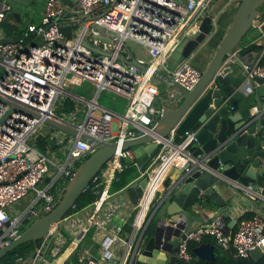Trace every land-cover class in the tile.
Instances as JSON below:
<instances>
[{
	"label": "built area",
	"instance_id": "built-area-1",
	"mask_svg": "<svg viewBox=\"0 0 264 264\" xmlns=\"http://www.w3.org/2000/svg\"><path fill=\"white\" fill-rule=\"evenodd\" d=\"M12 1L0 0V21L9 18ZM210 2L77 0L69 6L61 0H45L40 21L27 23L18 33L17 40L3 41L5 34L0 30V247L16 238L28 220L40 215L44 208L53 206L80 162L101 145L112 141L117 143V148L86 186L93 195L91 201L83 207L76 203L71 206L59 221L63 228L44 251L58 222L52 224L34 244L35 255L30 264L34 260H37L36 264H65L66 261L69 264H138V256L144 249L142 239L156 207L157 193L170 169L211 171L250 198L262 199L264 208V195L259 188L221 174L191 153L188 146L195 140L194 130L185 131L184 138L174 141L177 123L174 124L166 135L154 140L159 148L147 159L146 165L136 160L132 148H122L126 139L152 133L161 111L155 104L159 93L155 76L166 82L167 92L171 88L191 90L199 81L203 70L189 58H181L173 66L168 65V59L183 39L197 34ZM73 20L81 22V27L76 34L72 32L67 36L61 26ZM263 22L264 8L252 20V29L257 31L258 37L264 36ZM127 39L146 49L147 59L135 56L145 69L118 58L119 54L126 59L134 56L125 47ZM84 41L99 50H93ZM263 57L264 41L252 59L241 60L244 76L241 88L247 93L253 91L248 83L257 76H264ZM235 58L239 59L236 50L227 54L205 88L210 84L221 85ZM160 70L165 75L159 74ZM78 80L88 84V94L73 90ZM103 90L113 97L126 99L122 111L99 102ZM224 101L234 109L230 95L225 96ZM12 102L37 115L11 110ZM80 109H83L81 118L78 116ZM250 110L259 112L257 105ZM46 118L72 127L75 133L47 123ZM114 121L115 130L112 129ZM43 136L46 142L40 148L37 142ZM48 139L53 140L54 146ZM50 147L63 151L64 159L57 160L54 149L51 155ZM131 165L138 174L124 186L112 190L120 173ZM143 177L146 183L136 202L118 197L133 181ZM30 192L35 196L29 206L12 214L9 206ZM39 205H42L41 211ZM121 206H128L133 211L127 230L123 227V217L121 222L112 221ZM89 231L101 233L97 243L88 237ZM205 236H212L229 252L233 261L248 258L256 247L264 253V212L242 216L233 232L227 231L220 221H213L209 226H196L180 238L178 257L184 262L192 260L195 254L190 243L203 242ZM48 256L54 257L50 260ZM24 260V255L15 258L20 264Z\"/></svg>",
	"mask_w": 264,
	"mask_h": 264
},
{
	"label": "water",
	"instance_id": "water-1",
	"mask_svg": "<svg viewBox=\"0 0 264 264\" xmlns=\"http://www.w3.org/2000/svg\"><path fill=\"white\" fill-rule=\"evenodd\" d=\"M76 1L61 0L63 4L69 6ZM214 1L211 0L209 3L197 34L192 38L183 39L168 59V65L173 66L178 59L191 57L195 52L204 48L207 40L216 33L219 27L222 9L231 2H236L237 6L228 28L203 68L199 81L191 90L176 88L172 93H168L160 102L161 111L152 128V133L148 132L126 139L122 148H131L135 144L154 141L166 135L177 123L173 136L174 141L184 138L185 131L194 130L195 140L191 141L188 147L201 163L227 177L249 183L255 189L259 188L264 195V114L259 102V97L264 95V76H257L255 80L248 83L257 100L256 105L259 112L255 113H252L250 107L247 106L239 110V115H235V112L230 113L229 103L224 101L227 95H230L233 100L241 99L248 94L241 88L244 84V76L241 71V61L238 58L231 63V69L226 70L221 85L215 87L210 84L205 88L221 61L241 43L243 36L252 29V20L262 13L264 0H223V4L219 2L211 6ZM76 21L73 20L61 26V30L70 36L72 24ZM261 29L264 30V22L261 24ZM18 37L19 34L15 33L3 36L2 40H17ZM84 43L93 50H99L87 41ZM118 58L135 65L138 69H145V65L138 62L135 56L126 59L119 54ZM11 110H21L37 115L15 102L11 103ZM228 119L233 122L229 123ZM46 122L75 133L72 127L54 119L46 118ZM47 141L54 146L53 140L48 139ZM116 148L115 141L107 142L80 162L58 194L53 206L44 208L40 215L25 226L16 238L0 247V260L18 245L28 241L35 242L42 238L52 224L58 222L44 247V251L48 250L53 238L63 228V224L59 221L70 210L79 195L86 189L92 176ZM145 183L146 178L143 177L138 181H133L125 190L133 202H136L141 195ZM164 186L166 191L156 201L155 210L142 239L144 249L138 256V260L146 264H185L184 260L177 255L180 238L198 225L209 226L213 221L224 223V217L239 204L249 202L264 212L260 202L262 199L250 198L211 171H201L199 168L186 171L184 168H175L174 178L165 179ZM227 191L231 194L226 195ZM236 198L241 202L235 203ZM233 219L237 220V218ZM193 222H197L198 225H193ZM224 225L227 231H230L232 223L228 222ZM215 245L220 246L218 242H200L195 244L191 250L198 258L211 260L215 254ZM161 253L162 257L159 256ZM262 254L263 251L256 247L250 252L248 258H238L234 264H254ZM34 255L33 248L24 252L25 260L22 264H30ZM65 264L68 262L66 261Z\"/></svg>",
	"mask_w": 264,
	"mask_h": 264
},
{
	"label": "crops",
	"instance_id": "crops-1",
	"mask_svg": "<svg viewBox=\"0 0 264 264\" xmlns=\"http://www.w3.org/2000/svg\"><path fill=\"white\" fill-rule=\"evenodd\" d=\"M19 1L20 0H13L11 2V14H10L9 18L7 19V21L10 24L14 25L17 28V31L14 32L13 34L21 33L25 29L27 23H37V22H34L32 20H30V21L26 20L25 10H24V8L23 9L21 8L22 3H20ZM43 6H44V3H43ZM43 6L40 10V19L42 17ZM236 6H237L236 2H231L228 6H225V8L222 9L223 11H222V14L220 17L221 18L220 24H219V27H218L216 33L207 40L206 46L201 49V54L197 55V57L195 58V63L197 65H199V66H197L198 68L201 67L200 69L203 70V68L207 64L208 60L212 56L216 46L219 43L220 38L222 37V35L225 33L226 29L228 28V25L231 21L233 14H234ZM72 25H73L72 26V32H73V34H76L77 31L81 27V22L77 21V22L73 23ZM256 32H257L256 30L250 29V31L247 32L243 36L241 43L234 49L239 54V60L240 61L241 60L246 61L248 59L249 60L252 59L257 54L258 50H260L262 48L264 36L258 37ZM186 58H189L191 60V62L194 64V62H193L194 59L192 56L186 57ZM180 59H178V61ZM175 89L176 88L169 89L168 93L173 92ZM167 90H168L167 86L165 87V89L163 91L159 90V93L157 95L156 102H155V104L157 106L161 107L160 102L167 95V93H166ZM233 100L236 101V103H235L234 109H230L231 110L230 113L235 112V115H239L238 112L240 109L247 107V106L252 107L253 105H256V102H257L254 91L249 92L247 95H245L241 99H233ZM259 102L261 104V111L264 114V95L259 97ZM230 104H234L232 102V100L230 101ZM252 110H254V109L252 108ZM228 122L231 123L233 121L231 119H228ZM144 144H145L144 149L142 150L143 155L141 156V158L148 159L151 155H154L158 151L159 146L155 141L147 142ZM53 149L54 148L50 147L49 152L53 153ZM174 176H175V169H170V171L167 174L165 179H167L168 177L174 178ZM165 179L163 180L162 185L160 186V189L157 193L158 197L161 196V194L166 191V187L164 186ZM227 189L231 191V189H229V187H227ZM230 191H229V193H228V191L225 192V194L230 195L231 194ZM118 197L130 198L128 192L125 190H122L119 193ZM240 202L241 201L239 199H237V198L235 199V203H240ZM23 210H19L18 212L23 211ZM245 212L246 213H252V214L253 213H262V211L259 208L255 207L254 205H252L249 202H245L244 204H239L236 207H233V209L230 210L229 214L224 217V223H228V222L232 223V226L230 227L229 232H233L236 230L238 221L241 218L242 213H245ZM132 213H133V211L130 207L121 206L117 209L116 215L112 218V221L117 222V223L121 222L120 218L123 217L125 219L123 227L125 230H127L130 228ZM12 214H16V213H12ZM233 218H237V220L234 221ZM193 225H198V223L193 222ZM100 236H101V233H99V232L95 233L94 231H89V233H88V237L89 238L91 237L92 239H94L95 243H97V239H99ZM159 256L162 257V253ZM234 262H233V264H234ZM36 263H37V260H34L33 264H36ZM68 264H69V262H68ZM138 264H146V263L138 260Z\"/></svg>",
	"mask_w": 264,
	"mask_h": 264
},
{
	"label": "rangeland",
	"instance_id": "rangeland-1",
	"mask_svg": "<svg viewBox=\"0 0 264 264\" xmlns=\"http://www.w3.org/2000/svg\"><path fill=\"white\" fill-rule=\"evenodd\" d=\"M19 2L22 3L21 8L22 9L24 8V10H25L26 20H29V21L32 20L34 22L40 21V10L43 6L44 0H20ZM219 2H221L223 4V0H221V1L215 0L211 5H214L216 3L219 4ZM124 43H125V47H128L134 56L143 57L144 59L148 58V53H147L146 49L140 43H138L132 39H127L124 41ZM199 54H201V50L195 52V54L192 55V57L194 59L193 62L196 66H199L195 63V58ZM159 74L165 75V72L163 70H160ZM154 79H155V81L159 87V90L163 91L166 87V82L163 79H161L159 76H155ZM77 82L78 83L73 87V90L75 92L83 93L85 95L88 94V89L86 88V87H88V84L86 82L81 81V80H78ZM166 93L168 94V92H166ZM98 100L102 105H104L106 107H112V108L116 109L117 111L123 110L124 105H125V101H126V99H123L122 97H113L112 94L107 90H103L101 92ZM60 109H64V108H60ZM82 115H83V109H80L78 112L79 118H81ZM112 129L113 130L116 129V122L115 121L112 123ZM144 145H145L144 143H139V144L132 145L131 148H132L133 153L136 157V160L139 161L140 163L146 165L148 163V160L141 158V156L143 155L142 150L144 149ZM54 151H55L54 156L56 157L57 160L61 161L64 159L65 153L63 151L58 150V149H54ZM51 155H52V153H51ZM124 173H126V174H124L123 177L127 181L131 180L132 178H134L138 174L136 168L133 165H131L130 168L127 171H125ZM119 182L118 183L115 182L112 185L111 189L112 190L117 189L120 186H122L121 184H119ZM34 196H35L34 192H30L28 195L23 196L20 200L14 202L13 204H11L9 206L10 212L11 213H17L19 210H23V209L27 208L29 206V204L31 203V199ZM38 210L39 211L42 210V205H39ZM34 218H35V216L32 219L28 220L26 223V226ZM76 253H77V251H75L74 255ZM48 257L51 260V259H53L54 256H48Z\"/></svg>",
	"mask_w": 264,
	"mask_h": 264
},
{
	"label": "trees",
	"instance_id": "trees-1",
	"mask_svg": "<svg viewBox=\"0 0 264 264\" xmlns=\"http://www.w3.org/2000/svg\"><path fill=\"white\" fill-rule=\"evenodd\" d=\"M0 30L4 32L5 35L10 36L11 34H13L14 32L17 31V28L10 24L7 19L0 21ZM264 61V57L262 59ZM232 102L234 103V107H235V103L236 101L232 100ZM40 139L37 142V145L41 148L42 147V143L46 142V138L43 137H39ZM129 169V168H128ZM128 169H126L125 171H127ZM124 171V172H125ZM120 173V177L119 180L116 181L117 183L119 182V184H121L122 186H124L126 183H128L130 180H125L123 175L126 173ZM120 186V187H122ZM93 195L89 192V189H85L77 198L76 200V205L78 207H83L85 205H87L91 199H92ZM252 213H243L241 215L242 216H250ZM203 242H210V243H216L214 238L212 236H205L202 238ZM38 242V240H36L35 242L33 241H28L25 242L24 244L22 243L21 245L11 249L10 251L7 252V254L1 258L0 263H4V264H18L15 261V258L18 255H24V252L28 251L29 249H32L34 247V244ZM196 243L195 242H191L190 243V248H192ZM20 249V250H19ZM214 251L215 254L213 256V258L211 260H205L202 258H198L196 256L193 257L192 260L185 262V264H233V258L231 256H229V252L226 251L225 249H223L220 246H216L214 247ZM20 264V263H19ZM169 264H176V263H169ZM254 264H264V253L258 258V260H256L254 262Z\"/></svg>",
	"mask_w": 264,
	"mask_h": 264
}]
</instances>
